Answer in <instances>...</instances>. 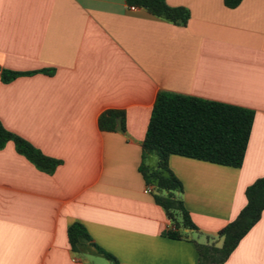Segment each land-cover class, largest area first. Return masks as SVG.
Here are the masks:
<instances>
[{
	"label": "crops",
	"instance_id": "obj_1",
	"mask_svg": "<svg viewBox=\"0 0 264 264\" xmlns=\"http://www.w3.org/2000/svg\"><path fill=\"white\" fill-rule=\"evenodd\" d=\"M165 2L190 12L185 26L128 0H0V69L28 74L0 76V121L60 161L48 174L13 142L0 149V264H112L95 245L119 264H198L195 242L222 246L264 178V0ZM161 92L255 111L241 168L169 158L198 228L186 240L167 236L140 171ZM108 111L123 132L100 128ZM74 224L90 236L77 250ZM225 264H264V213Z\"/></svg>",
	"mask_w": 264,
	"mask_h": 264
},
{
	"label": "trees",
	"instance_id": "obj_2",
	"mask_svg": "<svg viewBox=\"0 0 264 264\" xmlns=\"http://www.w3.org/2000/svg\"><path fill=\"white\" fill-rule=\"evenodd\" d=\"M242 2L224 0L229 9L237 8ZM128 4L175 25L185 26L191 17L187 9L171 7L165 0H128ZM24 75L28 74L0 69L5 83ZM120 116L122 113L117 111L104 113L99 120L100 128L115 131ZM254 120L255 111L251 109L180 94H158L142 143L140 171L146 186L153 189L156 204L163 208L171 223L168 237L186 240L190 233L198 231L184 203L183 185L170 169L169 158L178 155L241 168ZM9 142H13L17 152L42 172L51 174L60 165V161L45 156L29 142L8 131L0 121V149ZM245 195L247 204L244 209L218 234L223 239L221 247L195 242L198 264H225L241 241L260 222L264 213V178L250 185ZM68 236L73 250H77L81 238L90 240L81 224L72 225ZM95 247L109 262L119 264L114 256Z\"/></svg>",
	"mask_w": 264,
	"mask_h": 264
},
{
	"label": "water",
	"instance_id": "obj_3",
	"mask_svg": "<svg viewBox=\"0 0 264 264\" xmlns=\"http://www.w3.org/2000/svg\"><path fill=\"white\" fill-rule=\"evenodd\" d=\"M117 131H120V132H123V129H122V124H121V118L118 119L117 121V128H116Z\"/></svg>",
	"mask_w": 264,
	"mask_h": 264
},
{
	"label": "built area",
	"instance_id": "obj_4",
	"mask_svg": "<svg viewBox=\"0 0 264 264\" xmlns=\"http://www.w3.org/2000/svg\"><path fill=\"white\" fill-rule=\"evenodd\" d=\"M132 9L135 10L136 8H132ZM146 192L149 193V194H152L153 193V189L147 187Z\"/></svg>",
	"mask_w": 264,
	"mask_h": 264
}]
</instances>
